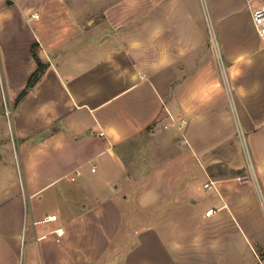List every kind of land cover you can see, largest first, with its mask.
<instances>
[{
  "label": "crops",
  "instance_id": "0c3cea01",
  "mask_svg": "<svg viewBox=\"0 0 264 264\" xmlns=\"http://www.w3.org/2000/svg\"><path fill=\"white\" fill-rule=\"evenodd\" d=\"M263 2L0 0V264H264Z\"/></svg>",
  "mask_w": 264,
  "mask_h": 264
},
{
  "label": "built area",
  "instance_id": "2783aa9c",
  "mask_svg": "<svg viewBox=\"0 0 264 264\" xmlns=\"http://www.w3.org/2000/svg\"><path fill=\"white\" fill-rule=\"evenodd\" d=\"M252 21L258 35L260 36L262 42H264V2L252 10ZM183 122L184 121H181L179 126H181ZM75 174L78 175L79 171H76ZM70 179H74V177H70ZM210 212H212V209H209L206 213L209 214ZM48 219H55V215L48 216Z\"/></svg>",
  "mask_w": 264,
  "mask_h": 264
},
{
  "label": "trees",
  "instance_id": "16d2710c",
  "mask_svg": "<svg viewBox=\"0 0 264 264\" xmlns=\"http://www.w3.org/2000/svg\"><path fill=\"white\" fill-rule=\"evenodd\" d=\"M41 66V64L39 63V67ZM38 79V77H37V74H34L33 76H32V78L30 79V81H29V83L31 84V83H33L34 81H36Z\"/></svg>",
  "mask_w": 264,
  "mask_h": 264
},
{
  "label": "rangeland",
  "instance_id": "374dc122",
  "mask_svg": "<svg viewBox=\"0 0 264 264\" xmlns=\"http://www.w3.org/2000/svg\"><path fill=\"white\" fill-rule=\"evenodd\" d=\"M5 117H6V124H7L8 115L5 114ZM16 167H17V166H16ZM16 171H18V170L16 169Z\"/></svg>",
  "mask_w": 264,
  "mask_h": 264
},
{
  "label": "clouds",
  "instance_id": "9594fccd",
  "mask_svg": "<svg viewBox=\"0 0 264 264\" xmlns=\"http://www.w3.org/2000/svg\"><path fill=\"white\" fill-rule=\"evenodd\" d=\"M196 243H198V239H197Z\"/></svg>",
  "mask_w": 264,
  "mask_h": 264
}]
</instances>
